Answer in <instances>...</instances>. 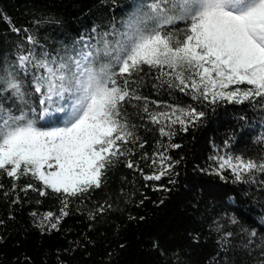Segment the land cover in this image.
I'll return each instance as SVG.
<instances>
[{"label": "snow or ice", "instance_id": "obj_1", "mask_svg": "<svg viewBox=\"0 0 264 264\" xmlns=\"http://www.w3.org/2000/svg\"><path fill=\"white\" fill-rule=\"evenodd\" d=\"M177 21L186 27L170 29ZM23 32L14 68L0 67V98L11 101L0 103V175L13 181L11 193L22 177H31L40 186L28 183L19 191L62 197L60 215L44 213L41 228L46 221L49 230L57 229L68 215L69 198L101 188L108 170L121 162L145 181L170 176L180 163L167 154L181 147L172 142L177 129L187 132L206 113L141 95L145 68L154 70L153 88L167 86L204 106L248 103L264 111V0H146L125 31L93 29L94 36L55 55L37 51L36 38L28 29ZM149 124L168 143L158 141L160 150L140 157L156 169L146 174L133 159V146L144 149L147 141L138 130ZM229 144L224 141L225 148ZM209 159L221 178L230 171L243 183L264 174V155ZM19 202L17 195L13 203ZM104 211V205L97 209ZM231 223L238 221L233 217Z\"/></svg>", "mask_w": 264, "mask_h": 264}, {"label": "trees", "instance_id": "obj_2", "mask_svg": "<svg viewBox=\"0 0 264 264\" xmlns=\"http://www.w3.org/2000/svg\"><path fill=\"white\" fill-rule=\"evenodd\" d=\"M145 2L0 0V67L14 68L23 29L38 41L37 51L42 48L55 55L79 46L80 37L94 36L93 29L125 31ZM185 27V22L177 21L170 29ZM13 28L22 31L17 35ZM145 73L141 95L193 105L206 113L187 132L177 129L172 142L181 147L167 153L180 161L173 173L160 181H145L121 162L108 170L101 188L69 198L68 215L53 230L46 221L44 228L37 225L44 213L60 215L62 197L50 191L43 197L36 191H19L28 183L40 186L31 177H22L17 192L11 193L13 181L0 175V264H259L264 259V174L256 173L252 182L243 183L236 182L230 171L221 178L209 159L228 153L264 155L260 142L264 111L248 103L204 106L167 86L153 88L154 70L145 68ZM0 103L7 106L11 101L0 98ZM138 134L147 143L144 149L133 146V159L151 174L156 169L140 157L144 153L151 157L160 150L158 141H168L150 124ZM225 140L230 141L228 148ZM5 191L10 194L4 196ZM17 195L20 202L13 203ZM100 205L105 206L102 214L97 212ZM33 212L38 215L33 217ZM233 217L238 223H231ZM252 231L255 237L250 236ZM227 232L232 235L226 238Z\"/></svg>", "mask_w": 264, "mask_h": 264}, {"label": "built area", "instance_id": "obj_3", "mask_svg": "<svg viewBox=\"0 0 264 264\" xmlns=\"http://www.w3.org/2000/svg\"><path fill=\"white\" fill-rule=\"evenodd\" d=\"M82 37H80V40H81ZM84 38H87V37H84Z\"/></svg>", "mask_w": 264, "mask_h": 264}]
</instances>
